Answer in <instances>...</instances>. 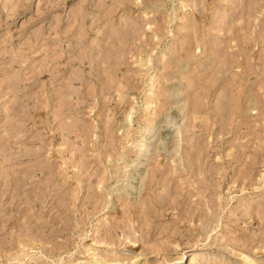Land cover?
I'll list each match as a JSON object with an SVG mask.
<instances>
[{"label": "rangeland", "instance_id": "374dc122", "mask_svg": "<svg viewBox=\"0 0 264 264\" xmlns=\"http://www.w3.org/2000/svg\"><path fill=\"white\" fill-rule=\"evenodd\" d=\"M191 257L264 264V0H0V264Z\"/></svg>", "mask_w": 264, "mask_h": 264}, {"label": "bare ground", "instance_id": "6f19581e", "mask_svg": "<svg viewBox=\"0 0 264 264\" xmlns=\"http://www.w3.org/2000/svg\"><path fill=\"white\" fill-rule=\"evenodd\" d=\"M180 259H181V258H179L178 260L181 262ZM187 264H195V259H194V257H191V258L189 259V261H188Z\"/></svg>", "mask_w": 264, "mask_h": 264}]
</instances>
